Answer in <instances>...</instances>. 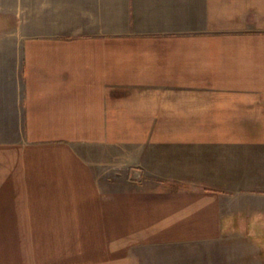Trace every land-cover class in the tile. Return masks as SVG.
I'll return each mask as SVG.
<instances>
[{"label":"crops","instance_id":"crops-1","mask_svg":"<svg viewBox=\"0 0 264 264\" xmlns=\"http://www.w3.org/2000/svg\"><path fill=\"white\" fill-rule=\"evenodd\" d=\"M248 220L264 0H0V264H143Z\"/></svg>","mask_w":264,"mask_h":264},{"label":"rangeland","instance_id":"rangeland-1","mask_svg":"<svg viewBox=\"0 0 264 264\" xmlns=\"http://www.w3.org/2000/svg\"><path fill=\"white\" fill-rule=\"evenodd\" d=\"M247 222L248 227L231 228L213 241L159 248L143 264H264V225Z\"/></svg>","mask_w":264,"mask_h":264}]
</instances>
